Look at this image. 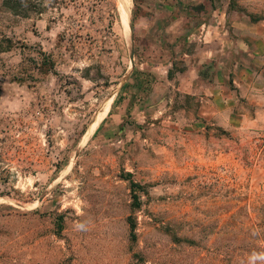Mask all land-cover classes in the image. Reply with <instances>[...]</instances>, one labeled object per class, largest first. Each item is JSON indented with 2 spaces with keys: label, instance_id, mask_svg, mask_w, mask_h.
Instances as JSON below:
<instances>
[{
  "label": "rangeland",
  "instance_id": "374dc122",
  "mask_svg": "<svg viewBox=\"0 0 264 264\" xmlns=\"http://www.w3.org/2000/svg\"><path fill=\"white\" fill-rule=\"evenodd\" d=\"M118 1L0 0V264H264V125L150 114Z\"/></svg>",
  "mask_w": 264,
  "mask_h": 264
},
{
  "label": "crops",
  "instance_id": "0c3cea01",
  "mask_svg": "<svg viewBox=\"0 0 264 264\" xmlns=\"http://www.w3.org/2000/svg\"><path fill=\"white\" fill-rule=\"evenodd\" d=\"M133 32L150 114L180 101L189 123L264 125V0H134Z\"/></svg>",
  "mask_w": 264,
  "mask_h": 264
},
{
  "label": "bare ground",
  "instance_id": "6f19581e",
  "mask_svg": "<svg viewBox=\"0 0 264 264\" xmlns=\"http://www.w3.org/2000/svg\"><path fill=\"white\" fill-rule=\"evenodd\" d=\"M130 7H131V0H119L118 1V10L120 12V15H122L121 19H120V26L122 27V29L125 33L129 32ZM130 40H131V38H130ZM104 113H105V110L103 111V113H100L96 117V119L94 120V123L91 125L90 132L89 131L87 132L86 137L97 126V124L101 118V115H103Z\"/></svg>",
  "mask_w": 264,
  "mask_h": 264
},
{
  "label": "trees",
  "instance_id": "16d2710c",
  "mask_svg": "<svg viewBox=\"0 0 264 264\" xmlns=\"http://www.w3.org/2000/svg\"><path fill=\"white\" fill-rule=\"evenodd\" d=\"M14 1H15V3H14L15 5H14L13 11H15V12L18 11L19 14L23 13V10H21V8H20L22 5L21 4L16 5L18 3V0H14ZM9 3H12L11 0H4L5 5L10 6ZM11 9H12V7H11Z\"/></svg>",
  "mask_w": 264,
  "mask_h": 264
},
{
  "label": "water",
  "instance_id": "95a60500",
  "mask_svg": "<svg viewBox=\"0 0 264 264\" xmlns=\"http://www.w3.org/2000/svg\"><path fill=\"white\" fill-rule=\"evenodd\" d=\"M133 58H134V56H133V52H132V54H131V61H133Z\"/></svg>",
  "mask_w": 264,
  "mask_h": 264
}]
</instances>
